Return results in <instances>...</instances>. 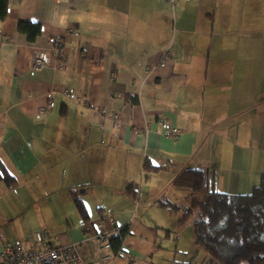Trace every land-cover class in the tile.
<instances>
[{
	"label": "crops",
	"instance_id": "crops-1",
	"mask_svg": "<svg viewBox=\"0 0 264 264\" xmlns=\"http://www.w3.org/2000/svg\"><path fill=\"white\" fill-rule=\"evenodd\" d=\"M262 2L10 0L0 21V159L18 184L0 185L68 208L38 249L77 243L95 263L100 242L86 239L103 221L108 238L128 228L122 253L106 264H165L160 240L170 237L172 211L161 204L180 205L182 171H208L229 194H239L232 184H255L261 160L250 153L264 151ZM21 21L41 25L35 42L19 33ZM51 38L65 41L62 60ZM39 51L51 62L34 70ZM49 93L56 106L41 112ZM166 120L177 137L163 135Z\"/></svg>",
	"mask_w": 264,
	"mask_h": 264
},
{
	"label": "trees",
	"instance_id": "trees-1",
	"mask_svg": "<svg viewBox=\"0 0 264 264\" xmlns=\"http://www.w3.org/2000/svg\"><path fill=\"white\" fill-rule=\"evenodd\" d=\"M10 0H0V21L8 14ZM19 33L26 35L29 42H35L41 35L39 23L21 21ZM155 170L156 167L148 166ZM0 183L8 189L17 186L18 180L0 159ZM174 185L187 191L190 199L188 206L162 203L172 212L184 214L179 222L194 217V241L209 260L207 264H264V173L260 184L249 194H229L215 187L214 175L201 169L182 171L174 180ZM203 194L201 200L197 196ZM75 206L85 224L89 220L87 210L80 194L73 193ZM170 235V232H167ZM128 228L122 229L117 236L108 238L111 253L119 255Z\"/></svg>",
	"mask_w": 264,
	"mask_h": 264
},
{
	"label": "rangeland",
	"instance_id": "rangeland-1",
	"mask_svg": "<svg viewBox=\"0 0 264 264\" xmlns=\"http://www.w3.org/2000/svg\"><path fill=\"white\" fill-rule=\"evenodd\" d=\"M263 34H264V0H263ZM264 37V35H263ZM261 62L264 70V38L262 44ZM264 88V87H263ZM264 91V90H263ZM264 149V144H263ZM259 160L253 172L259 174L255 184L249 185L247 180L244 183L232 184L230 186L234 193L249 194L253 188L260 184L261 176L264 173V151L251 152ZM180 200L181 206H188L190 199L188 192L182 191ZM203 199L204 195L197 196ZM62 210H68L64 202L31 199L27 196L7 191L4 185H0V247L21 243L31 249L42 248L47 241L53 239L54 230L50 227L53 219H57ZM184 212H171L168 218V229L170 237L165 238L162 232L160 240L161 249L159 252L165 257V264H207L208 254L195 244L193 233L194 217L180 223L179 220ZM163 247V248H162Z\"/></svg>",
	"mask_w": 264,
	"mask_h": 264
},
{
	"label": "built area",
	"instance_id": "built-area-1",
	"mask_svg": "<svg viewBox=\"0 0 264 264\" xmlns=\"http://www.w3.org/2000/svg\"><path fill=\"white\" fill-rule=\"evenodd\" d=\"M177 1L170 0L172 4H175ZM1 35L0 32V37ZM49 42L53 55L62 60L65 55V41L60 38H51ZM164 58H167V56ZM50 62L51 56L47 52L39 51L33 57L32 67L34 70H42L49 66ZM64 95L69 99L75 98L73 90L65 91ZM55 106L54 94L49 93L47 95V105L42 108L41 112L52 110ZM162 133L166 137L175 138L179 135L180 131L171 122L166 120L162 123ZM96 228L101 231H95L93 236L86 239V241L95 239L100 242L98 249L101 255L95 263H89L82 257L77 243L47 248L45 250L31 249L24 244L14 243L0 247V264H106L111 257V244L108 239V233L102 231L104 229L103 221L97 224Z\"/></svg>",
	"mask_w": 264,
	"mask_h": 264
}]
</instances>
